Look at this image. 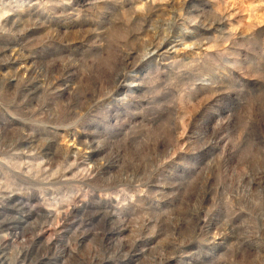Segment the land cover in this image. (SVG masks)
I'll list each match as a JSON object with an SVG mask.
<instances>
[{"label":"rangeland","instance_id":"rangeland-1","mask_svg":"<svg viewBox=\"0 0 264 264\" xmlns=\"http://www.w3.org/2000/svg\"><path fill=\"white\" fill-rule=\"evenodd\" d=\"M10 191L0 264H264V0H0Z\"/></svg>","mask_w":264,"mask_h":264},{"label":"bare ground","instance_id":"bare-ground-1","mask_svg":"<svg viewBox=\"0 0 264 264\" xmlns=\"http://www.w3.org/2000/svg\"><path fill=\"white\" fill-rule=\"evenodd\" d=\"M7 19V18H6ZM8 23V22H6ZM154 43V42H153ZM152 46V45H150ZM155 45L153 44V47H151V52L150 54L151 55H155V54H163V53H166L168 52V49L167 51L164 50V46H166V43L165 41L164 42H160L158 45ZM150 50V48H149ZM19 57V56H18ZM12 58V57H11ZM23 58V57H22ZM11 61V60H9ZM144 61V60H143ZM11 64V63H10ZM129 65V64H128ZM135 65V64H134ZM126 70L127 67H126ZM132 70V69H131ZM29 73V72H28ZM30 74V73H29ZM32 74V73H31ZM33 75V74H32ZM30 76V75H29ZM28 76V78H29ZM32 77V76H31ZM128 79V75L124 72H121L117 75V78H116V85L115 87H117V89H120L122 86L124 87V82ZM37 80H38V77H37ZM31 81V80H30ZM36 84V83H35ZM126 85V84H125ZM34 86V85H33ZM28 87V86H27ZM137 87V86H136ZM30 91V90H29ZM32 137V136H31ZM27 138V137H26ZM40 138V137H39ZM23 139V138H22ZM28 139V138H27ZM35 139V137H34ZM24 140V139H23ZM38 140V139H36ZM51 140H49L48 142H50ZM37 142V141H36ZM41 142V141H40ZM45 142V141H43ZM51 143V142H50ZM31 144V143H30ZM40 144V143H39ZM34 146V145H33ZM30 147V145H29ZM35 147V146H34ZM50 148V147H48ZM52 148V147H51ZM45 154V153H44ZM95 172V171H94ZM92 174V173H91ZM90 174V175H91ZM92 177V176H91ZM85 178V177H84ZM86 181V180H85ZM87 183V182H86ZM81 184V183H80ZM87 187V186H86ZM11 192V191H10ZM9 193V192H8ZM19 199L18 195L16 192H11L10 194H3L0 196V208L2 209L3 207H10V208H14L16 209L18 212L20 211H23V203H18L19 201H17ZM80 199V198H79ZM78 203V201H77ZM73 204V202H72ZM108 206V205H107ZM79 206L78 205H73L72 209H71V212L75 211V209H77ZM83 207V206H82ZM88 206H86L87 208ZM71 208V207H70ZM109 208V207H107ZM79 209V208H78ZM83 209V208H82ZM99 209V208H98ZM103 209V208H102ZM3 210V209H2ZM106 210V209H105ZM111 211V210H110ZM78 212V211H77ZM109 212V210H108ZM23 213V212H22ZM51 213L50 212V216H51ZM63 213V212H62ZM68 212H66L67 214ZM76 213V211H75ZM74 213V214H75ZM99 213V212H98ZM103 213V212H102ZM101 213V214H102ZM61 214V213H60ZM70 214V213H68ZM108 214V213H107ZM106 214V215H107ZM112 215V214H111ZM27 217V216H26ZM58 219L61 217V215H57ZM66 217V216H65ZM62 218V217H61ZM60 218V219H61ZM64 218V217H63ZM68 218V217H67ZM107 218V217H106ZM105 218V219H106ZM108 219V218H107ZM11 221H6L4 223H2V225L0 226V229H3L4 230V234L1 236L0 240L2 241V244L0 245V262H5L6 261V254L4 253L5 249L8 245V242L12 239V237L10 238L9 234L8 233H5L7 232L8 230L11 232H15V229L17 230L18 228H20V224L18 221H22L21 219H16V218H10ZM64 221V220H63ZM62 221V222H63ZM18 222V223H17ZM61 221H58L56 224H49L50 226H42L39 228V232L37 233V235L35 237H33V241H34V245L33 246H36V254L34 255L33 253H27L25 254L23 260L21 262H27V261H33V263L35 264H50V262L56 258H58L59 256L55 253L54 251V247L55 245L58 243V239L55 236L56 233L58 232H61L60 229H61V225H64V222L63 224ZM76 222V221H75ZM79 222V221H78ZM83 223V222H82ZM43 224V223H42ZM81 224V223H80ZM63 227V226H62ZM65 228V227H64ZM114 229V228H113ZM110 231V230H109ZM18 232V231H16ZM108 233V232H107ZM13 235V233H10ZM9 235V236H8ZM17 237L15 238H18L20 239L21 235H18L16 233ZM57 235V234H56ZM62 235V234H61ZM58 236V235H57ZM25 238V236H24ZM23 238V239H24ZM59 238V237H58ZM43 239H47L46 241V250L44 252H41L39 250L40 246H41V243H42V240ZM60 240V239H59ZM57 248V247H56ZM59 254V253H58ZM60 255V254H59ZM21 260V259H20ZM104 261L103 259H100L98 260L97 257H93L91 260H90V263L89 264H103ZM10 264V263H8Z\"/></svg>","mask_w":264,"mask_h":264}]
</instances>
